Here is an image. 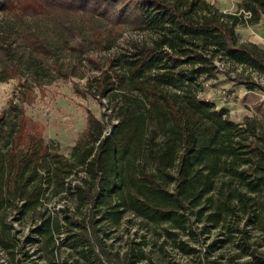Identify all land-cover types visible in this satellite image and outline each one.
<instances>
[{
    "label": "trees",
    "instance_id": "1",
    "mask_svg": "<svg viewBox=\"0 0 264 264\" xmlns=\"http://www.w3.org/2000/svg\"><path fill=\"white\" fill-rule=\"evenodd\" d=\"M0 11L51 18L72 40L86 33L72 47L96 71L86 94L114 102L118 119L108 133L89 113L70 158L47 143L24 103L56 53L24 32L32 73L0 112V264H159L167 247L194 264H264L263 126L237 124L203 96L216 60L264 75V48L237 30L260 24L264 0H242L235 13L207 0H0ZM125 27L155 36L101 60L95 52ZM54 62L58 78L77 76ZM5 70L8 80L21 67ZM68 197L75 210L60 204ZM128 215L143 233L122 252L108 241Z\"/></svg>",
    "mask_w": 264,
    "mask_h": 264
},
{
    "label": "rangeland",
    "instance_id": "2",
    "mask_svg": "<svg viewBox=\"0 0 264 264\" xmlns=\"http://www.w3.org/2000/svg\"><path fill=\"white\" fill-rule=\"evenodd\" d=\"M207 1L222 12L235 13L242 0ZM79 23L82 22L79 21ZM98 25L102 26V30L110 28L102 23ZM260 27H264V19ZM251 28L253 26L238 27V35L242 41L247 42L244 35L246 30ZM27 30L39 33L55 51L56 56L47 57L42 61L39 78L43 82L41 86L33 85V93L29 94L31 97L24 103L26 114L41 126L45 141L58 145L61 154L70 158L73 147L87 130L89 113L105 124L108 133L113 131L118 124L115 103L107 98L101 100L86 94L88 79H92L96 71L84 59V56L80 57L72 51V47L77 42L87 37H83L86 33L79 34L72 40L61 29L55 28L51 18L31 16L21 20L13 14L0 11V112L7 110L11 102L21 100L23 90L21 83L32 73L28 62L34 59L36 53L24 40V32ZM154 36L148 31L137 32L125 27L121 31L117 44L110 51H96L95 54L101 60H105L126 48L130 41L147 43ZM259 47L264 48L263 45ZM55 60L63 64L66 69L73 70L77 76L67 80L58 78L54 69ZM13 63L20 65L19 75L3 80L8 75L5 68ZM216 64L221 72L215 80L207 82L203 96L214 103L218 111L223 109L228 111L230 119L237 124H243L247 118L257 120L258 125L263 126L260 131L264 133V75L224 61L216 60ZM237 74L258 83L260 88L251 91L245 85L238 84ZM60 204H68L72 210L76 208L72 197L62 200ZM75 214L78 217L82 216V212L79 211ZM130 220L132 222H129ZM139 223L133 215H128L122 225L116 229L115 234L111 235L108 245H113L114 248L124 252L136 241H141L140 235L143 231L140 230ZM24 229L27 232V227ZM167 248V253L160 258L159 264H169L170 260L181 264H194L192 256L183 257L176 250ZM228 254V252L225 253V255ZM226 261L227 259L223 263Z\"/></svg>",
    "mask_w": 264,
    "mask_h": 264
},
{
    "label": "crops",
    "instance_id": "3",
    "mask_svg": "<svg viewBox=\"0 0 264 264\" xmlns=\"http://www.w3.org/2000/svg\"><path fill=\"white\" fill-rule=\"evenodd\" d=\"M263 19L261 20L260 24L257 25L259 27L253 26V28L246 30V33L244 35V38L247 41L257 44L259 46H264V27H260L262 26Z\"/></svg>",
    "mask_w": 264,
    "mask_h": 264
}]
</instances>
